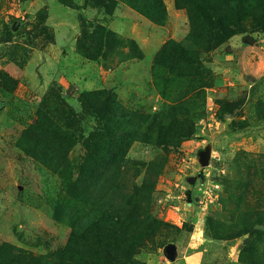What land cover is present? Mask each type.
I'll return each mask as SVG.
<instances>
[{"label":"rangeland","instance_id":"rangeland-1","mask_svg":"<svg viewBox=\"0 0 264 264\" xmlns=\"http://www.w3.org/2000/svg\"><path fill=\"white\" fill-rule=\"evenodd\" d=\"M163 1L158 24L126 0H0V264H104L115 250L96 223L108 200L151 231L134 250L142 264H264V0L216 6L238 32L208 51L190 1ZM104 30L114 35L101 49ZM170 40L199 61H174L190 74L155 78ZM99 89L151 118L174 107V133L195 132L168 147L136 140L115 187L77 181L83 140L98 126L80 96ZM139 206L143 218L132 215Z\"/></svg>","mask_w":264,"mask_h":264},{"label":"trees","instance_id":"trees-1","mask_svg":"<svg viewBox=\"0 0 264 264\" xmlns=\"http://www.w3.org/2000/svg\"><path fill=\"white\" fill-rule=\"evenodd\" d=\"M189 1L190 11L195 13L191 17L196 16L199 20L197 38L204 42L207 51L227 43L231 36L238 32L235 25L230 23L232 21L231 15L225 12L218 13L216 9V6L219 7L221 3H227L226 0ZM126 2L154 22L158 24L165 23L167 10L163 0H126ZM176 3L180 5L178 0H176ZM95 34L98 36L95 42L101 49L104 44H109L110 37L114 35L111 31L105 30ZM85 54L89 55L90 58L99 56V52L93 54L88 49L85 50ZM174 61L197 63L199 52L196 48H190L186 41L170 40L166 42L154 59L153 76L159 78L166 71L170 73L177 72L180 75L190 74L178 70L173 64ZM80 99L96 113L98 126L95 132L90 133L83 140L86 154L78 167L77 181L89 178L92 185L107 184L115 187L127 167L125 160L127 152L136 140L141 138L144 142L168 147L173 145L175 138H180L178 140L190 139L195 132V127L192 124L186 129L184 128V132L178 133L177 131V133H174L169 117H166L170 116V112L174 107H171L168 112L161 111L159 115L151 118L150 115L141 113L140 110L127 108L118 100L115 92L107 89L83 93ZM5 105V101L0 99V109ZM104 190L112 193L116 192L115 188L110 189L109 186ZM111 203L112 201L108 200V205L101 211V221L99 224L96 223L98 225V239L101 244L105 243L115 250V256L112 258L107 257L104 264H142L134 259V250L142 244L143 236L147 238L145 233L151 231L146 228L144 233V227L142 225V228L136 226L137 222L133 216L131 222L128 215H120L122 212L117 213L118 211L114 209V205H111ZM127 203L129 204L130 201ZM140 210L142 211V208L137 207L132 215L143 218L142 215L138 214ZM161 226L165 227L169 224L161 222ZM152 228L153 224H151V230ZM175 228L179 230L178 227ZM23 261L27 263L29 261L26 253L19 260V262Z\"/></svg>","mask_w":264,"mask_h":264},{"label":"water","instance_id":"water-1","mask_svg":"<svg viewBox=\"0 0 264 264\" xmlns=\"http://www.w3.org/2000/svg\"><path fill=\"white\" fill-rule=\"evenodd\" d=\"M199 159L203 166H206L210 162V151L209 150H201L199 152ZM165 254L167 258L171 261L176 259L177 254V246L174 243H170L165 247Z\"/></svg>","mask_w":264,"mask_h":264},{"label":"built area","instance_id":"built-area-1","mask_svg":"<svg viewBox=\"0 0 264 264\" xmlns=\"http://www.w3.org/2000/svg\"><path fill=\"white\" fill-rule=\"evenodd\" d=\"M211 191L212 192H210L209 190H205L204 191V195L201 197L202 202L205 201V204L207 203V205H208L209 202L213 201V194H212L213 193V190L211 189Z\"/></svg>","mask_w":264,"mask_h":264}]
</instances>
